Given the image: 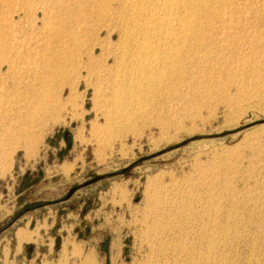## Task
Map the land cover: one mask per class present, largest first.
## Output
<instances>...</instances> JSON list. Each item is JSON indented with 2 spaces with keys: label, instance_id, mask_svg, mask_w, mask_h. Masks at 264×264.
Segmentation results:
<instances>
[{
  "label": "rangeland",
  "instance_id": "rangeland-1",
  "mask_svg": "<svg viewBox=\"0 0 264 264\" xmlns=\"http://www.w3.org/2000/svg\"><path fill=\"white\" fill-rule=\"evenodd\" d=\"M101 1L0 0V264H264V0L202 11L186 82L117 127L125 20Z\"/></svg>",
  "mask_w": 264,
  "mask_h": 264
},
{
  "label": "bare ground",
  "instance_id": "bare-ground-1",
  "mask_svg": "<svg viewBox=\"0 0 264 264\" xmlns=\"http://www.w3.org/2000/svg\"><path fill=\"white\" fill-rule=\"evenodd\" d=\"M109 1H111L113 4L116 5V8L120 13L121 18L125 20V30L123 34L124 39L122 40L123 42L120 40L122 43H121V46L119 45L120 47L117 48L118 52L116 50L114 51L115 54H113L112 57L106 54L103 58V61H104L103 64L107 63L110 58L113 60L114 69L112 73L110 74V77L106 79L104 90L106 92V99H107L106 105L111 111V114H112L111 120L113 122L115 121L114 122L115 124L117 121L120 122L121 120V119L117 120L115 115L117 114H118L117 116H119V114L121 115L122 109H125V107L127 110V105H129V103L132 102L135 96L139 97V96H143L147 94L149 96L153 92H154L153 95H155V93H157L156 91H160L162 88L167 89L169 86L172 85V89H174V88H177V86H182L184 82H186V80L183 77H184V72L186 70L185 68H188V65L184 68L183 61L185 58L188 59L191 63L197 60L196 56H198V53H199V46H198L197 40L199 36L201 40L202 35L204 34V28H205L204 25H206L205 22L207 21L206 20L207 18L205 19V15L204 16L202 15L203 14L202 11H206L209 7H211L213 3L215 2V0H108L107 2L108 4L110 3ZM101 2H104V1L102 0ZM90 4L88 3V5ZM107 9L106 11L108 12ZM58 29H59V26H58ZM93 35H95V33H93ZM87 36L89 39L90 37H92L91 34ZM84 38L85 37L83 36V39ZM55 40L59 41L60 38L57 36L55 37ZM70 44H72V42ZM82 44L83 43L81 42L78 44H75V51H77V54H75V56H77V60H78L76 61V64L78 63V65H80L79 70L83 69L87 71V74H95V70L93 68V65H94L93 59H94V54H96L97 48L92 43V46L90 45L91 47L89 48V50L85 51L82 49L83 47ZM70 53L71 52H69L68 54ZM207 53H210V52H207ZM71 56H72V53H71ZM199 57L200 56H198V58ZM202 59H203V56H202ZM210 62L212 61L210 60ZM199 69L200 68L198 67V70ZM192 74L193 73L191 72L189 78H194ZM37 107L38 106H36V110H38ZM39 107L44 110V108L41 107V104ZM24 110L26 111V114H27L25 115L26 120L29 121L31 117L35 115V113H33V115L31 116L30 114L31 112L30 113L28 112V109L26 106ZM122 117H119V118H122ZM124 118L125 116L123 117V120ZM32 119L34 120V118ZM118 125L114 127H117ZM156 233H157V230H156Z\"/></svg>",
  "mask_w": 264,
  "mask_h": 264
},
{
  "label": "crops",
  "instance_id": "crops-1",
  "mask_svg": "<svg viewBox=\"0 0 264 264\" xmlns=\"http://www.w3.org/2000/svg\"><path fill=\"white\" fill-rule=\"evenodd\" d=\"M42 220H35L34 223H38V222H41ZM41 226V225H40ZM34 238V237H33ZM18 239H19V242H22L23 240H27V238H25L24 236H22L20 233H18Z\"/></svg>",
  "mask_w": 264,
  "mask_h": 264
}]
</instances>
